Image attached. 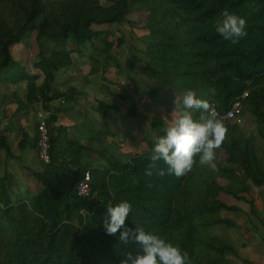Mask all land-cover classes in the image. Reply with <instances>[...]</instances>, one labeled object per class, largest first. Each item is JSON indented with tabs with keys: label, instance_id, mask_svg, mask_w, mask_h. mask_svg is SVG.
<instances>
[{
	"label": "trees",
	"instance_id": "obj_1",
	"mask_svg": "<svg viewBox=\"0 0 264 264\" xmlns=\"http://www.w3.org/2000/svg\"><path fill=\"white\" fill-rule=\"evenodd\" d=\"M224 10L247 20V35L237 43L215 31ZM138 12L146 19L136 29L129 17ZM124 24L130 25L139 43L132 56L147 80L142 90L150 109L164 106L166 93L182 97L192 90L197 98L216 105L220 114L238 104L242 115L254 117L264 141V0H0V86L27 82L25 100L16 92L0 93L2 104L13 97L18 114L30 113L35 104H41L46 114L36 124L35 136L25 132L19 144L23 151L36 154L41 165L33 172L38 191L32 187L23 191L20 177L7 164L0 166V264H122L129 252L136 255L139 245L124 244L119 232L109 235L104 227L107 206L122 201L132 205L127 228L139 225L162 236L187 251L192 264H235L238 253L231 239L212 229L237 228L223 212L239 208L223 203L220 195L249 203L255 213V200L245 196L251 193L249 183L264 187V147L255 148L241 126L229 122L228 138L216 153L218 171L200 165L197 157L193 170L177 178L167 173L161 160L158 168L165 175L154 171L149 177L145 169L154 143L166 134L161 126L154 135L146 134L143 152L129 155L115 154L111 143L119 132L101 127L109 111L122 115L120 103L133 97L120 94L119 103L98 101L97 107L90 105L83 112L77 99L81 91L70 81L65 90L56 85L61 70L74 64L72 56L90 65L86 86L93 76L102 75L106 81L103 74L110 66L118 67L110 29ZM30 33H36L40 51L41 59L35 63L44 76L40 85L39 76L27 72L12 53ZM51 43L54 46L48 47ZM123 43L118 40L117 46ZM129 82L136 84L137 79L129 76ZM101 88L115 98L109 86ZM132 109L124 113L125 119L136 115L137 107ZM201 115L197 112L194 118ZM41 122L50 133L48 163L38 158ZM72 129L80 135L71 137ZM105 141L109 145L104 148ZM118 142L116 148H126L122 140ZM1 152L16 159L0 128ZM220 154L222 160L217 159ZM87 173L92 195L85 198L78 187Z\"/></svg>",
	"mask_w": 264,
	"mask_h": 264
},
{
	"label": "rangeland",
	"instance_id": "obj_2",
	"mask_svg": "<svg viewBox=\"0 0 264 264\" xmlns=\"http://www.w3.org/2000/svg\"><path fill=\"white\" fill-rule=\"evenodd\" d=\"M145 19L146 14L143 12L135 13L129 17V20L136 29L144 25ZM110 30L112 32V41L115 42V49L112 56L118 64V67H109L108 71L103 74L106 81H103L102 75L93 76L92 85L86 89L85 78L89 72L90 65L84 58L72 56L74 64L61 70L57 75L56 85L58 88L65 90L66 87L64 84L70 81L71 86L81 91V95H78L77 99L82 106L81 110L83 112L91 108L90 105L97 107L98 101L106 100L109 105L115 104L116 101L119 103L121 101L117 96L120 94H127L133 97L128 101L123 100L120 103L122 115H119L117 117L118 119H115L118 116L115 111H109V119L104 121L101 127H110L115 132H119L118 138L112 141V143L110 142L115 147L113 149L115 154L129 155L135 152L141 153L145 145L146 134L148 133V136H152L157 130H160V126L161 129L165 128L163 125L165 122H171V114L176 108L175 99L178 95L166 93L163 95L164 106L156 105L150 109L149 104L143 98L144 93L142 90V83H146L147 80L142 75V66L132 56L134 53L133 46L136 47L139 43L135 40L130 25L112 26ZM118 40H124L121 47L117 46ZM47 46L53 47L54 44L51 43ZM68 49H70V46H68ZM12 53L15 60L20 62L27 72L39 76L37 84L40 85L43 82L44 76L35 66V63L41 59L36 41V33L28 34L19 45L13 48ZM46 57L48 56L46 55ZM132 75L137 79V83L130 85L129 76ZM103 84H106L112 89L115 98L112 99L110 96L101 93L100 90H102L101 87ZM0 88L1 94L11 96L16 92L20 99L25 100L27 82L12 87L0 86ZM83 91L85 92L83 93ZM95 96H99L100 98H95ZM133 106L137 107L135 111L136 115L130 120L125 119L124 113H132ZM180 107L178 105L177 109ZM31 108L29 114L24 112L18 114V104L13 97L8 98L4 105L2 104V98H0V128L8 137L11 150L16 157V159H10L6 156L5 152H1L0 166L3 167L7 164L8 169L20 177L23 191L32 187L33 192H35L38 191L39 185L34 179L33 172H39L41 165L35 157H27L25 154L26 151H23L19 144L23 139V133L26 132L30 137L35 136V126L38 122L44 120L45 117L43 116H46V114L41 104H35ZM197 112L201 111L194 110V114ZM233 123H238L241 126L244 134L252 139L255 148L264 147V141L260 139L256 132L254 117L251 114L246 113L241 117L239 122ZM13 128L16 129L15 132H13ZM74 131H71V134L69 133L71 137L80 135L78 129H74ZM118 140H122L124 145L127 144L126 148H116L120 145ZM107 145L109 143L105 141L103 147L105 148ZM217 159L222 160L223 156L220 154ZM29 166L30 168H27ZM25 169L26 171H24ZM219 182L222 185L225 184L222 179ZM249 186L251 193L245 197L250 201L252 199L255 200V213L252 211L249 203L236 201L228 195L221 194L220 200L223 203L239 208L238 212H223L224 218L235 221L238 227L227 228L225 226H219L213 228L212 232L215 235H223L231 239L238 253L237 256L233 257L235 264H264V187L258 188L251 183H249Z\"/></svg>",
	"mask_w": 264,
	"mask_h": 264
},
{
	"label": "clouds",
	"instance_id": "obj_3",
	"mask_svg": "<svg viewBox=\"0 0 264 264\" xmlns=\"http://www.w3.org/2000/svg\"><path fill=\"white\" fill-rule=\"evenodd\" d=\"M246 28L245 18L227 10L222 13V19L215 22V31L232 43L247 35ZM175 104L172 120L163 129L166 134L158 136L154 143L145 175L151 177L154 171L165 175V170L158 168V162L162 160L168 166L167 173L180 178L193 170L197 157L200 165L218 171L216 153L228 138L223 119L212 104L197 98L192 90L182 97L176 96ZM178 105L180 110H177ZM194 110L202 112L199 119L194 118ZM131 210L128 201L109 205L104 221L107 234L115 236L119 232V240L124 244L139 245L136 255L129 252L122 264H192L187 251L162 236L146 232L139 225L135 229L127 228L125 222Z\"/></svg>",
	"mask_w": 264,
	"mask_h": 264
},
{
	"label": "built area",
	"instance_id": "obj_4",
	"mask_svg": "<svg viewBox=\"0 0 264 264\" xmlns=\"http://www.w3.org/2000/svg\"><path fill=\"white\" fill-rule=\"evenodd\" d=\"M216 112L219 113L217 106L213 105ZM220 117L223 119V122H239L242 115V108L237 104L234 105L229 111L225 112L224 114H220ZM38 158L40 161L44 163H48L50 160L49 157V150H50V133L47 128L45 122H41L38 128ZM78 193L81 197H90L92 195V187H91V175L87 173L83 181L79 184Z\"/></svg>",
	"mask_w": 264,
	"mask_h": 264
},
{
	"label": "crops",
	"instance_id": "obj_5",
	"mask_svg": "<svg viewBox=\"0 0 264 264\" xmlns=\"http://www.w3.org/2000/svg\"><path fill=\"white\" fill-rule=\"evenodd\" d=\"M93 77H91L90 78V84L88 85V86H86V89L87 88H89V86H91L92 85V83H93V79H92ZM9 87H11V86H9ZM86 91V90H85ZM85 91H83V93L85 92ZM101 91V93H103V91L102 90H100ZM180 97V96H179ZM95 98H100L99 96H95ZM173 99H175V98H173ZM102 101H105V102H107L106 100H102ZM117 114H118V117H119V112H117V111H115ZM29 114V113H28ZM32 114V113H31ZM41 115H42V113H41ZM41 117V116H40ZM43 117H45V116H43ZM117 117V116H116ZM64 118V116L63 115H61L60 116V119L62 120ZM14 129V131L13 132H15L16 131V129L15 128H13ZM71 131H73V132H75L74 131V129H72ZM71 131H69V133L71 132ZM18 132H19V130H18ZM71 134V133H70ZM28 152H30V151H26L25 152V154H26V156L27 157H35L36 158V160H37V156H36V154H32V153H28ZM38 161V160H37ZM26 167V166H25ZM27 168H30V166L29 167H27ZM24 171H26V169L24 170ZM21 178H24V177H21ZM23 182V181H22Z\"/></svg>",
	"mask_w": 264,
	"mask_h": 264
}]
</instances>
